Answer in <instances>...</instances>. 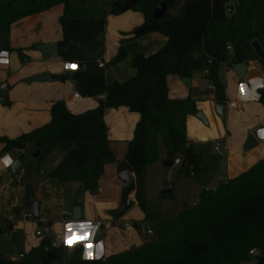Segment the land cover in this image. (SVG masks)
<instances>
[{"label": "crops", "instance_id": "0c3cea01", "mask_svg": "<svg viewBox=\"0 0 264 264\" xmlns=\"http://www.w3.org/2000/svg\"><path fill=\"white\" fill-rule=\"evenodd\" d=\"M112 2L71 0L67 11L63 5L54 6L13 23L9 31L0 34V61H7L0 62V97L4 98V103H0V138L13 140L49 124L52 106L58 102L64 103L66 109L74 115L98 106V100L94 97L82 95L81 99H73L75 92L81 93L75 81L55 79L75 70V62L66 61L59 55L45 56L38 49L39 45H57L62 41L63 18L106 19L102 35L83 48L86 61L92 63L94 68L97 69V62L103 60L102 71L106 85L122 83L134 77L132 59L136 55L149 57L166 45L167 37L157 31L135 36L134 30L146 21L141 8L111 15ZM182 7L181 1L174 10H167V14L179 19L183 15ZM121 47L125 58L115 62ZM20 53L26 62L21 60ZM244 54L243 63L247 68L242 78L235 73L236 64L232 61L223 63L219 68V79L225 88V102L222 106L217 102L214 86L205 73L193 72L187 82L185 78L176 75H169L166 79L168 98L189 100L196 109L194 114L186 117L185 126L189 143L203 145L200 152H195V158L200 162V171L193 174V178H196L194 182L200 186L201 192L214 190L241 176L264 158V106L259 102L263 72L256 53L255 58L249 50ZM68 65L73 67L69 68ZM42 73L48 75V81L27 82V79ZM241 85L244 86L243 93ZM232 102L238 103V110L228 107ZM218 107H222V110L218 111ZM197 113H201L203 120L197 117ZM103 120L114 161L104 167L97 188L93 191L83 190L79 196V220L72 218V203L79 183L70 181L61 184L49 177L73 149V143L66 142L57 146L44 155L40 162L38 157H34L38 149L33 144L23 150L3 152L4 144L0 143V228L6 231L2 237L9 240L10 249H18L17 256L10 257V260L21 258L38 247L45 238L37 237L35 233L45 226H49L55 234L63 235L64 246L71 248L79 245L84 260H106L137 250L151 241V236L144 230L139 231L137 225L132 229L129 223L131 219L141 221L144 217L137 209L136 188L127 199L130 208L122 216H117L122 205L123 188L118 165L128 153L140 116L122 107L106 109ZM249 134L254 140L251 146L247 144ZM158 153L159 160L146 167V177H150V168L159 170L161 167H174L186 179L181 173V165L164 167L163 162L168 159L164 146L161 149L158 145ZM6 155L12 161L7 165L3 163ZM178 158L182 160L183 156ZM16 161H19L21 168L14 175L10 167ZM131 176L135 183V174L131 173ZM189 177L193 181L192 176ZM34 203L39 204L38 219L31 217L23 222V217L31 213ZM65 212L71 213L66 221L63 219ZM97 221L103 223L101 228L95 226ZM81 223L90 225L88 240H81L79 235L68 233V224ZM125 224L129 226L125 227ZM73 231L76 233L75 228ZM89 242L92 257L85 258V245Z\"/></svg>", "mask_w": 264, "mask_h": 264}, {"label": "trees", "instance_id": "16d2710c", "mask_svg": "<svg viewBox=\"0 0 264 264\" xmlns=\"http://www.w3.org/2000/svg\"><path fill=\"white\" fill-rule=\"evenodd\" d=\"M183 2L181 18L167 13L159 21L157 32L167 37L166 45L157 53L136 55L131 62L135 75L122 83L106 85L102 69L89 63L94 88L88 96L96 98L98 106L82 114H71L64 103L52 106L49 124L16 139L0 138L3 152L23 150L33 144L44 155L57 146L74 144L58 168L49 177L61 184L77 182L83 190H95L104 167L113 163L103 114L106 109L127 108L140 120L129 143L125 159L118 165L120 173L135 174L136 202L144 208L145 170L159 160L158 145L162 142L168 159L183 156L181 173L185 178L200 171V162L193 165L184 160L183 148L189 143L185 120L196 109L189 100H171L167 96L169 75L189 78L193 72H207L219 105L225 102V88L219 79L222 63H243L242 46L253 39V24L259 21L264 34V0H239L237 12L225 15L226 0H142L133 10L141 8L146 20L164 4L174 10ZM130 0H113L110 14L118 15ZM63 5L69 10L71 0H0V34L23 18ZM106 19L61 20L63 39L57 44V55L75 62L65 54L73 45L81 50L94 43L104 32ZM144 33V32H143ZM139 36L142 33H134ZM227 46L232 48L229 54ZM21 60H27L20 53ZM125 58L121 47L115 62ZM263 85L259 102L264 106V55L259 57ZM210 61V63H208ZM70 79L68 75L55 78ZM79 90L80 84L77 83ZM81 92V91H80ZM104 96V99H100ZM128 204L117 212L122 216ZM154 240L137 250L104 261L84 260L80 247L76 252L66 246H55L49 239L32 249L18 262L0 253V264H264V158L248 172L227 181L214 190H203L198 204L187 208L175 220H160L150 226ZM0 228V238L5 234Z\"/></svg>", "mask_w": 264, "mask_h": 264}, {"label": "water", "instance_id": "95a60500", "mask_svg": "<svg viewBox=\"0 0 264 264\" xmlns=\"http://www.w3.org/2000/svg\"><path fill=\"white\" fill-rule=\"evenodd\" d=\"M142 0H130V2L123 7L120 14H123L127 11L133 10L136 5ZM167 7L164 4L159 5L151 19L146 20L141 26L134 30V33H143L147 31H157L159 29V21L165 16L167 13ZM254 52L259 56L262 57L264 52L261 46L256 42L253 41L251 43ZM38 49L45 55V56H55L57 55V45L49 44V45H39ZM65 54L72 57L77 64V68L69 73V77L71 80L75 81L76 83L80 84V91L83 96H88L92 89L94 88V80H93V73L89 63L86 61L85 56L83 55V50L79 48L77 45L70 46L66 51ZM245 63H239L234 66L235 73L242 78L243 74L246 70ZM49 77L46 73L39 74L32 78L27 79V82H45L48 81ZM185 81H188V78H185ZM222 110V107H218V111ZM197 117L203 120V116L201 113H197ZM254 143V140L251 134L248 135L247 144L251 146ZM203 149V145H193L188 143L184 146V160L187 164L193 165L196 161L195 159V152H200ZM41 154V151L38 149L34 154V157H38ZM164 167L172 166L173 161L171 159H166L163 162ZM21 168V164L19 161L14 162L10 170L15 175L19 169ZM119 179L123 182L122 188V205L124 207L127 205V199L129 194L135 190L136 186L134 180L131 176V173L128 171H124L120 173ZM83 191V185L78 184L76 191L74 193L73 203H72V218L73 220H79L81 218V209L79 206V196ZM170 190H164L161 192L162 195L170 194ZM31 214L34 219H38L39 216V204L34 203ZM79 249V245H75L71 247L73 252H76Z\"/></svg>", "mask_w": 264, "mask_h": 264}, {"label": "rangeland", "instance_id": "374dc122", "mask_svg": "<svg viewBox=\"0 0 264 264\" xmlns=\"http://www.w3.org/2000/svg\"><path fill=\"white\" fill-rule=\"evenodd\" d=\"M253 41H256L264 51V34L260 28L259 21H256L253 24L252 41L246 42L242 46L243 54L249 50L252 57L255 58L256 55L251 47ZM159 145L161 149H163L161 142H159ZM149 171H151L150 177H146L145 181L144 208L137 205L139 213L144 217L141 221H133L132 219L129 221L132 229L137 225L139 231L144 230V232L147 228L151 229L150 226L156 221L175 220L181 213H183L185 208H192V203L198 202L201 194L200 186L194 182L196 178H193V175L191 177L193 178V181H190L189 176L187 177L188 180L187 178L184 179L179 174V170L174 167H161L159 170H153V168H150ZM162 190H171V194L161 195L160 192ZM150 240V242L154 240V234L151 235ZM0 251L7 259H10V257H16L18 253V249H10L9 240L6 237L0 238ZM253 256L249 263L253 262Z\"/></svg>", "mask_w": 264, "mask_h": 264}, {"label": "built area", "instance_id": "2783aa9c", "mask_svg": "<svg viewBox=\"0 0 264 264\" xmlns=\"http://www.w3.org/2000/svg\"><path fill=\"white\" fill-rule=\"evenodd\" d=\"M239 7V0H226L225 4H224V10H225V15L227 18H230L232 17L236 12H237V9ZM227 51L229 52V54L232 53V48L230 46H227ZM264 52V51H263ZM208 63H210V61H208ZM223 64V63H222ZM221 64V65H222ZM97 67L98 69H103L104 68V63H103V60L102 61H98L97 62ZM206 75H207V72H204ZM82 98V94L79 93V92H75L73 94V99L74 100H78V99H81ZM100 99H104V96H100L99 97ZM0 103H4V98L3 97H0ZM228 107L230 109H233V110H238L239 109V105L237 102H232V103H229L228 104ZM216 150H218V147H216ZM182 164V160L180 158H175L173 160V165L174 166H178V165H181ZM193 174L191 173L190 176H192ZM198 204V202L196 203H193V206ZM64 221H66L70 216H71V213L70 212H65L64 213ZM33 217L32 214H28V215H25L23 217V222H25L28 218H31ZM95 226L97 228H101L103 226V223L100 222V221H97L94 223ZM129 225L128 224H125V227H128ZM145 233L147 235H152V230L150 228H147L145 230ZM35 235L37 237H41V238H45V239H49L50 241H52V243L55 245V246H64L63 243H64V239H63V235L62 234H55L49 226H45L42 230H39V231H36ZM252 255H256L257 254V251L256 250H253L251 252ZM22 259L21 258H17V259H13L12 261H15V262H18ZM105 259H103L102 261H104ZM248 264H253V262L251 263H248Z\"/></svg>", "mask_w": 264, "mask_h": 264}, {"label": "clouds", "instance_id": "9594fccd", "mask_svg": "<svg viewBox=\"0 0 264 264\" xmlns=\"http://www.w3.org/2000/svg\"><path fill=\"white\" fill-rule=\"evenodd\" d=\"M257 86H259V85H257ZM3 163L5 165H7V164L12 163V161H11L10 157L6 155L3 158ZM68 225H71V229L68 230V233L70 235H72L74 233V231H73L74 228L76 230V233H88V230L90 228V225L85 224V223H81L79 225H73V224H68ZM80 239H81V237H80ZM85 248H86L85 258H88L89 257V254L92 252L91 243L89 242V244L85 245Z\"/></svg>", "mask_w": 264, "mask_h": 264}, {"label": "snow or ice", "instance_id": "6c2138e0", "mask_svg": "<svg viewBox=\"0 0 264 264\" xmlns=\"http://www.w3.org/2000/svg\"><path fill=\"white\" fill-rule=\"evenodd\" d=\"M6 63L7 61H0ZM69 68L73 67L72 65H68ZM241 92H244V86L241 85ZM67 230L71 229V225H67ZM73 235H79L81 237V240H88L89 238V233H73ZM92 257V252L89 254V258Z\"/></svg>", "mask_w": 264, "mask_h": 264}]
</instances>
